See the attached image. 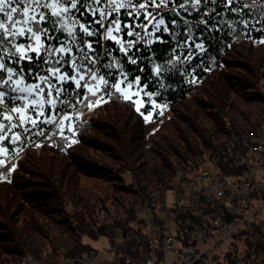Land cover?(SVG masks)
<instances>
[{
	"label": "trees",
	"instance_id": "obj_1",
	"mask_svg": "<svg viewBox=\"0 0 264 264\" xmlns=\"http://www.w3.org/2000/svg\"><path fill=\"white\" fill-rule=\"evenodd\" d=\"M13 17L0 28V264L80 256L100 237L158 264L138 211L148 190L264 119V0H23ZM237 257L264 264V204L217 264Z\"/></svg>",
	"mask_w": 264,
	"mask_h": 264
},
{
	"label": "built area",
	"instance_id": "obj_2",
	"mask_svg": "<svg viewBox=\"0 0 264 264\" xmlns=\"http://www.w3.org/2000/svg\"><path fill=\"white\" fill-rule=\"evenodd\" d=\"M68 137L65 133L58 141L65 144ZM260 193L264 194V120L232 134L229 144L214 141L208 152L187 159L185 168L178 169L177 184L148 190L146 202L138 209L150 231L147 258L158 254L160 264L171 250L177 264H217L220 250L233 233L264 204ZM118 232L116 229L115 238ZM103 250L107 255L103 258L90 249L51 263H43L29 252V264H137L124 255L116 239ZM224 264L246 263L237 257Z\"/></svg>",
	"mask_w": 264,
	"mask_h": 264
},
{
	"label": "rangeland",
	"instance_id": "obj_3",
	"mask_svg": "<svg viewBox=\"0 0 264 264\" xmlns=\"http://www.w3.org/2000/svg\"><path fill=\"white\" fill-rule=\"evenodd\" d=\"M116 88H119L126 96H129V97L133 98L135 100L136 105H137L138 108L142 106V100L137 95V92L135 90H133L130 87H127V86H121L119 83L116 84ZM10 112H12V111L10 110ZM104 114H105V110H103V109H95L92 112V115L95 118L104 116ZM150 115L151 114H148V116H150ZM53 129H55V128L53 127ZM57 131H58V136L59 137H61L65 133L66 134H69L70 133V131H68V130H66L64 128H60ZM57 150L62 151V149H59V148H57ZM37 152H39L38 149H37ZM251 156H253V153H251ZM0 160L3 161V164H5V165L10 162V161H6V159L1 154H0ZM3 167H4V165H3ZM126 173H128V172H126ZM0 174H1V172H0ZM151 233L152 234H156L155 231H152ZM90 244L92 245V247L94 248V250L97 251V253L99 255V258H103V257H106L107 256V255H105V252L103 250V247H107L108 246V242H107V240L104 237H100L99 239L92 241ZM175 258H176V255L174 254V252H172L171 250L170 251H167L165 253V256H164L162 262H160V264H177ZM204 264H209V262L208 261H205Z\"/></svg>",
	"mask_w": 264,
	"mask_h": 264
},
{
	"label": "snow or ice",
	"instance_id": "obj_4",
	"mask_svg": "<svg viewBox=\"0 0 264 264\" xmlns=\"http://www.w3.org/2000/svg\"><path fill=\"white\" fill-rule=\"evenodd\" d=\"M23 0H0V28H4V20L11 21L13 24L16 23L13 17V13H20V6ZM34 2L39 5V0H34ZM65 3L71 4L72 0H64ZM44 8L50 7L48 4L43 5ZM75 7V5H74ZM67 11V9H65ZM53 15H58V13H53ZM35 19V18H33ZM41 20L46 19V17L41 14ZM0 42H2V34H0ZM4 67L0 65V68Z\"/></svg>",
	"mask_w": 264,
	"mask_h": 264
},
{
	"label": "bare ground",
	"instance_id": "obj_5",
	"mask_svg": "<svg viewBox=\"0 0 264 264\" xmlns=\"http://www.w3.org/2000/svg\"><path fill=\"white\" fill-rule=\"evenodd\" d=\"M260 124H261V122L257 125H260ZM231 139H232V135L228 139H226L225 141L216 142V143H218V144H229ZM69 141H70V137H68V139L65 140V144H63L62 142L58 141V139H56L55 140L56 147L59 149H63L65 145L69 144ZM182 168H185V166H183ZM177 178H178V169L175 171V174H174L173 180H172V184H177ZM160 190H163V187L151 188V191H160ZM31 256H33V255L31 254ZM16 264H29V252L28 251L25 252Z\"/></svg>",
	"mask_w": 264,
	"mask_h": 264
}]
</instances>
